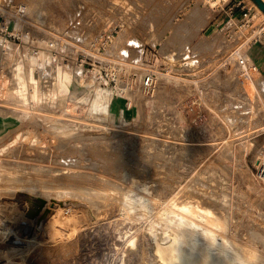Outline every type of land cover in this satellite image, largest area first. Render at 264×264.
<instances>
[{
    "label": "rangeland",
    "instance_id": "1",
    "mask_svg": "<svg viewBox=\"0 0 264 264\" xmlns=\"http://www.w3.org/2000/svg\"><path fill=\"white\" fill-rule=\"evenodd\" d=\"M18 2L31 8L23 18L17 9L0 10V264H234L230 246L264 264V177L256 168L264 152V73L258 65L251 72L256 87L249 82L247 90L239 56L230 59L240 49L253 62V47L264 40L255 1L245 0L247 8L233 16L209 0ZM195 8L203 18L196 28L186 20ZM33 58L45 71H68L71 81L63 73L44 94L47 79L38 67L31 73ZM98 88L109 91L106 115L90 109ZM63 116L73 122L64 124ZM82 163L101 177L96 192L102 199L107 193L105 203L72 193L82 186ZM197 177L215 207L191 197ZM27 193H51L58 203L75 197L87 206L63 209L51 230L42 227L47 234L15 249L11 244L24 238ZM182 201L192 204L191 219L213 231L203 239L214 245L198 242L205 259L174 239L168 209Z\"/></svg>",
    "mask_w": 264,
    "mask_h": 264
},
{
    "label": "bare ground",
    "instance_id": "2",
    "mask_svg": "<svg viewBox=\"0 0 264 264\" xmlns=\"http://www.w3.org/2000/svg\"><path fill=\"white\" fill-rule=\"evenodd\" d=\"M28 2V1H27ZM123 3V2H122ZM258 8V10L262 13V17H264V11L262 10L261 11V9L259 8V6L257 7ZM15 9H19L20 10V14H23V12L24 13H27L28 11H29V9H31V8H29V4H27L26 2H18V0H0V10H2V12L4 13V12H6V13H13V10H15ZM199 11H201V10H199L198 8H195V9H193L191 12H190V14L189 15H187V24H190V25H192V26H194L195 28L197 27V26H200L201 24H202V22H203V18L201 17L200 18V16H199ZM202 12V11H201ZM200 12V13H201ZM205 12V11H204ZM24 15V14H23ZM260 16V15H259ZM206 18V17H205ZM186 20H184L185 22H186ZM206 20V19H205ZM173 21V20H172ZM171 25L172 24H174V22H172V23H170ZM176 24V23H175ZM181 24H184V22L182 23L181 22ZM186 23L184 24L185 26L187 25ZM184 25H181V26H179L180 27V29L182 30V28L184 27ZM189 25V26H190ZM176 26V25H175ZM174 26V27H175ZM177 26V27H178ZM188 26V25H187ZM201 27V26H200ZM184 29V28H183ZM187 29V28H186ZM201 29V28H200ZM174 30H176V27H175V29ZM173 30V31H174ZM188 30H190V29H188ZM187 30V31H188ZM177 31V30H176ZM180 30H178L177 32L178 33H180L179 32ZM36 33V32H35ZM44 33V32H43ZM173 33H176V32H173ZM178 33H176V34H178ZM187 33V32H186ZM42 34V33H41ZM184 33L182 32V35H183ZM181 35V34H180ZM184 35H186V34H184ZM183 35V36H184ZM39 36V35H38ZM182 36V37H183ZM181 37V38H182ZM47 38V37H46ZM178 38V37H177ZM8 41V40H7ZM6 41V42H7ZM157 41V40H156ZM180 41V40H179ZM4 43H5V40H4ZM241 55L243 56V54H242V52H241ZM247 56H248V54H246ZM245 55V56H246ZM246 56V57H247ZM230 59L231 60H235L236 59V57H230ZM36 58H33V61H32V63L30 64V70L32 71L31 73H33L34 72V70L38 67L39 69H40V71H41V73H43L45 76H46V85H44L43 87H42V91H43V93L45 94V93H47L48 92V89H47V87L50 89V88H52L51 86H52V83L54 82V80L55 79H57V81L59 80L58 79V77L60 78V76L63 74V73H66L69 77H70V81H71V74L68 72V71H66V70H64V69H61V68H59V67H56V70L55 71H52V70H46L45 71V66L40 62V61H38L37 60V65L38 66H36L35 65V62H36ZM40 65V66H39ZM45 71V72H44ZM22 68H19V74H20V76H21V82H23V85L25 84V82L23 81L24 80V78L22 77ZM3 79V78H2ZM34 80H35V78H33ZM4 80V79H3ZM244 83H245V86H246V88H247V90H248V83L250 82L251 83V85H253L254 87H256V85H255V83H254V80H253V76L251 75V74H249V73H245L244 74ZM69 81V82H70ZM4 82H5V80H4ZM35 82L37 83V81L35 80ZM60 82H61V84H63V79H62V81H61V79H60ZM6 83V82H5ZM58 84V83H57ZM37 86V85H36ZM108 90H105V89H101V88H98L97 89V92H96V94H95V96H94V98H93V101H92V106H91V111L93 112V113H95V114H99V115H102V114H107L108 113V105H107V97H108ZM35 96V95H34ZM210 98V97H209ZM213 98V97H212ZM214 100V99H213ZM212 102V101H211ZM71 109L72 108H68V107H64V109H63V112H70L71 111ZM210 109V108H209ZM212 109V108H211ZM19 110H23V109H19ZM25 110V109H24ZM214 111V110H213ZM6 112V111H5ZM217 114V113H216ZM230 119H233L234 117H232L231 115H230ZM60 118V117H59ZM61 119H63V120H65L66 121V123H64V124H71V122H73V117H69V116H63V117H61ZM224 122V121H223ZM229 122V121H228ZM231 122V121H230ZM224 124V123H223ZM231 124V123H230ZM233 124V123H232ZM229 127V126H228ZM231 129V128H230ZM17 155H15V157H16ZM84 157V156H83ZM85 158V157H84ZM18 160V159H17ZM85 160H87V159H85ZM106 160V159H105ZM78 162V161H77ZM94 162V161H93ZM105 162H107V161H105ZM25 163V162H24ZM22 165H23V163H21ZM80 164V163H79ZM93 164H95V163H93ZM92 164V165H93ZM30 165V164H29ZM35 165V164H34ZM91 165V166H92ZM82 166H83V168H82V172H81V174H80V176H81V182H82V186L78 189V191L75 189H72V193L73 194H75L76 196H78V197H80V195L82 194V195H84L85 196V198L86 197H88L90 200H92L93 198L94 199H96L97 200V203L99 202V196L101 197V195H98L97 194V192H96V190H98L99 191V189L101 188V187H103V181L100 179V178H98V176H96L95 177V175L92 173V171L91 172H87L88 170H86V169H84V168H90V166L88 165H84L83 163H82ZM81 166V167H82ZM96 167L98 166V164H96L95 165ZM93 167H94V165H93ZM198 167V166H197ZM92 168V167H91ZM199 168V167H198ZM202 168V167H201ZM92 170H93V168H92ZM176 170V169H175ZM204 170V169H203ZM177 171V170H176ZM198 171H199V169H198ZM202 171V170H201ZM208 171V170H207ZM205 172V171H204ZM192 173V172H191ZM194 173V172H193ZM200 173V172H199ZM209 173H211V172H209ZM128 175V174H127ZM178 175V174H177ZM193 175V174H192ZM194 175H195V173H194ZM197 176H198V174H196ZM201 175V174H200ZM208 175V174H207ZM105 176V175H104ZM188 176V175H187ZM191 176V175H190ZM211 176V175H210ZM109 177V176H108ZM107 176H106V178H108ZM124 177V176H123ZM129 177V176H128ZM183 178L184 177H186V176H182ZM199 177V176H198ZM194 178L193 179V182H194V186H193V188L195 187L196 189L194 190V191H192L193 189L189 186V184L188 183H186L187 185H188V187H190L191 188V197H193L194 198V200L196 199V198H198L200 201H203L204 203L205 202H208V200H209V198L208 197H206V195L205 194H200V188H199V186H197L198 184L199 185H202V187H201V189L203 188V183L202 182H204V181H200L201 179L200 178ZM133 178H135V177H133ZM166 178V177H165ZM190 178V177H189ZM191 178H193V177H191ZM209 178H211V177H209ZM177 179V178H176ZM186 178H184V180H185ZM110 180V179H109ZM113 180V179H112ZM126 181H127V179H125ZM165 180V179H164ZM106 181H107V179H106ZM113 181H116V180H113ZM186 181H188V180H186ZM190 181V180H189ZM110 182V181H109ZM117 182H119V180H117ZM183 182H185V181H183ZM192 182V181H191ZM191 182H190V185H191ZM209 181H207V183H208ZM112 183V182H111ZM116 183V182H115ZM120 183H123L122 181L120 182ZM131 183H133V182H131ZM149 183V182H148ZM155 183V182H154ZM168 183V182H167ZM181 183H182V181H181ZM109 184V183H108ZM156 184H158V183H156ZM113 185H114V183H113ZM116 185V184H115ZM165 185H167V184H165ZM182 185V184H181ZM207 185V184H206ZM205 185V186H206ZM30 186V185H29ZM33 186V185H32ZM41 186V185H40ZM104 186H106L105 185V182H104ZM109 186H110V184H109ZM130 186V185H129ZM129 186H127V187H129ZM159 186V185H158ZM184 186V185H183ZM192 186V185H191ZM34 187V186H33ZM42 187V186H41ZM46 187V186H45ZM113 187V186H112ZM118 186L116 185V187H113V189H115V188H117ZM164 187V186H163ZM167 187H168V185H167ZM178 187V186H177ZM179 187H180V185H179ZM184 187H186V186H184ZM47 188V187H46ZM46 188H45V190H46ZM110 188H111V186H110ZM110 188H108V187H106V189H110ZM122 188V187H121ZM120 188V189H121ZM173 188H175V187H173ZM180 188H182V187H180ZM204 188H206V187H204ZM208 189H209V187H207ZM19 189V188H18ZM28 189V188H27ZM30 189V188H29ZM58 189V188H57ZM62 189V188H61ZM61 189H59V190H61ZM105 189V188H104ZM104 189H102V190H104ZM112 189V188H111ZM119 189V187H118V190H120ZM157 189V188H156ZM176 189H179V188H176ZM183 189V188H182ZM185 189V188H184ZM21 190L23 191V194L25 195L26 193H24L25 191L24 190H26L25 189V187L23 188H21ZM32 190H34V189H32ZM40 190V189H39ZM44 190V191H45ZM62 190H64V191H62ZM61 190V192H64L65 193V189H62ZM118 190H117V192H118ZM121 190H123V189H121ZM154 190V189H153ZM163 190V189H162ZM173 190V189H172ZM175 190V189H174ZM181 190V189H180ZM187 190H188V188H187ZM190 190V189H189ZM189 190H188V192H189ZM41 191L43 192V189H41ZM51 191H53V190H51ZM58 191V190H57ZM101 191V190H100ZM106 191V190H105ZM109 191V190H108ZM107 191V192H108ZM123 191H126L125 189L123 190ZM154 191H156V190H154ZM171 191V190H170ZM181 191H183V190H181ZM201 191H203V189L201 190ZM26 192H28V191H26ZM47 192V191H46ZM45 192V193H46ZM163 192V191H162ZM166 192V191H165ZM172 192V191H171ZM170 192V193H171ZM174 192V191H173ZM179 192V191H178ZM204 192H205V190H204ZM29 193H31L30 191H29ZM48 193V192H47ZM98 193H100V192H98ZM168 193V192H167ZM175 193V192H174ZM180 193V192H179ZM185 193V192H184ZM173 194V193H172ZM190 194V193H189ZM189 194H187V195H189ZM42 195H44V194H41L40 193V196H38V197H40L41 198V196ZM50 195H51V193H50ZM50 195H48L47 197H46V195H45V197H43L42 199H40V198H38V197H34V196H31V194L29 195L28 193H27V197H26V199H25V201H26V205H24V206H21V212L23 213V231H24V233H23V239H20L19 241H18V244L19 245H15V244H11V247L12 248H15V249H22V250H26L27 248H28V246L30 245V244H32L33 242H35L36 240H39V237H37L36 236V234L39 236V234H38V232H41V233H44V232H42V227L43 226H47L46 228H49V224H51V222H52V220L54 219V217H55V219L54 220H56V217H58L57 216V213H58V215H59V212L61 213V211L64 209H72V208H74V207H76V206H80L82 209L84 208H86V206L85 205H83L84 203L81 201V199H79V198H75V197H71V199H70V197L69 198H66V199H64V200H61L59 203L58 202H55V197H53V196H50ZM64 195V194H63ZM106 195H107V193H106ZM106 195L105 196H103V199H102V197H101V199H102V201H104V203H105V200H106V198H105V200H104V197H106ZM113 195V194H112ZM111 195V196H112ZM122 195V194H121ZM156 195V194H155ZM170 195V194H169ZM183 195V194H182ZM186 195V194H185ZM61 196V195H60ZM110 196V195H109ZM173 196H174V194H173ZM211 196H212V194H211ZM226 196V195H225ZM56 197H57V195H56ZM62 197V196H61ZM64 197H65V195H64ZM114 197L115 198H117L115 195H114ZM121 197V196H120ZM136 197V196H135ZM171 197V196H170ZM169 197V198H170ZM176 197V199H178V196H174V198ZM179 197H182L181 196V193H180V196ZM184 197V196H183ZM46 198H48L49 200H47ZM52 198V200H50ZM82 198V197H81ZM107 198H108V195H107ZM172 198V197H171ZM187 198V197H186ZM190 198V197H189ZM58 199V198H57ZM61 199V198H60ZM67 199H68V201H67ZM93 199V200H94ZM118 199H120V200H122L123 199V197H121V198H119L118 197ZM117 199V200H118ZM166 199H168V196L165 198V200ZM83 200V199H82ZM92 200V201H93ZM96 200H94V203L96 204ZM113 200V199H112ZM114 200H116V199H114ZM175 200V199H174ZM180 199H178L177 201H179ZM184 200H186V199H184ZM190 200V199H189ZM191 200H193V199H191ZM193 200V201H194ZM198 200V201H199ZM212 200V199H211ZM210 200V201H211ZM217 200V199H216ZM222 200H223V198H222ZM3 201H4V199H3ZM56 201H58V200H56ZM67 201V202H66ZM84 201H86L85 199H84ZM89 201V200H88ZM101 201V202H102ZM187 201V200H186ZM197 201V202H198ZM213 201V200H212ZM215 201V200H214ZM213 201V202H214ZM15 202H16V200H15ZM87 202V201H86ZM90 202V201H89ZM101 202H100V204H101ZM166 202V201H165ZM167 202H168V200H167ZM166 202V203H167ZM197 202L195 203L196 205H198L199 204V202H198V204H197ZM212 202V203H213ZM3 203V202H2ZM5 203V202H4ZM3 203V204H4ZM7 203V202H6ZM18 203V202H17ZM191 203V202H190ZM211 203V202H210ZM209 202H208V204H210ZM216 203H218V202H216ZM215 203V204H216ZM90 204V203H89ZM95 204H94V207L93 208H96L95 207ZM103 204V203H102ZM165 204V203H164ZM215 204L214 205H212V204H210V205H212L213 207H215ZM17 205V204H16ZM92 205V204H91ZM96 205H98V204H96ZM104 205V204H103ZM116 205V204H115ZM192 204H190V205H187L186 203H184V201H182V203H180V204H178L177 203V207H172V208H170V209H168L169 210V215L170 216H168V218H169V220H170V222H171V227H175L176 228V231H175V241L176 242H182V243H184L185 245H187V246H189L192 250H194V251H197L199 254H201V256L205 259V258H207V256L205 255V254H203L202 252H201V249H200V247H198V242H200V241H203V243L205 244V245H208V246H211V245H214L213 243H211L210 241H207V240H205V239H203L204 238V235L207 233V232H209L210 231V233H213V231L211 230V228H210V225L209 224H198V222L197 221H195V219H191L189 216H193V215H195V212L192 210V206H191ZM200 205H202L201 203H200ZM203 205H205L206 206V203L205 204H203ZM218 206H219V204H217ZM53 206V207H52ZM93 206V205H92ZM112 206V205H111ZM110 206V207H111ZM117 206V205H116ZM122 206H123V204H122ZM166 206V205H165ZM164 206V207H165ZM168 206V205H167ZM167 206L165 207V208H167ZM194 206V205H193ZM207 206H209V205H207ZM212 206L210 207V208H212ZM217 206V207H218ZM20 207V206H19ZM79 207V208H80ZM100 208H102V205L101 206H99ZM104 207V206H103ZM106 207V206H105ZM220 207V206H219ZM226 207V206H225ZM118 208V207H117ZM208 208V207H207ZM19 209V208H18ZM212 209H214V208H212ZM211 209V210H212ZM220 209V208H219ZM78 210V209H77ZM94 210H96V209H94ZM102 210H103V208H102ZM106 210V209H105ZM109 210H110V208H109ZM211 210H206V211H208V215H209V221H212L213 220V212L211 211ZM215 210H218V209H215ZM226 210V209H225ZM83 211V210H82ZM84 211H86V210H84ZM83 211V212H84ZM126 211V210H125ZM88 212H90V210L88 209ZM96 212H97V210H96ZM55 213V214H54ZM79 213V212H78ZM106 213V212H105ZM112 213V212H111ZM117 213V212H116ZM119 213H120V211H119ZM128 213V212H127ZM219 213V212H218ZM218 213H215L214 215H216V214H218ZM101 214V213H100ZM114 214V213H113ZM124 214V213H123ZM108 215V214H107ZM219 215V214H218ZM217 215V216H218ZM81 216V215H80ZM85 216V215H84ZM106 216V215H105ZM115 216V215H114ZM156 216V215H155ZM158 216V215H157ZM204 216V215H203ZM216 216V217H217ZM221 216V215H220ZM99 217H101V216H99ZM125 217V216H124ZM64 218V217H63ZM80 218V217H79ZM217 218H219V217H217ZM222 217H220V219H221ZM69 219V218H68ZM71 219V218H70ZM97 219V218H96ZM53 220V221H54ZM221 220H223V219H221ZM227 220V219H226ZM81 221H83V220H81ZM98 221V220H97ZM157 221V220H156ZM57 222V221H56ZM95 222V221H94ZM55 223V222H54ZM53 223V224H54ZM96 223V222H95ZM58 224V223H57ZM148 225V224H147ZM200 225H202V231H200L201 233H198L196 230H195V228H197V226H200ZM54 228V227H53ZM50 229V228H49ZM52 229V228H51ZM50 229V230H51ZM54 229H56V228H54ZM254 229V228H253ZM44 230V229H43ZM48 231V230H47ZM55 231V230H54ZM2 232V231H1ZM49 232H51V231H49ZM46 233V232H45ZM44 233V234H45ZM57 233V232H56ZM146 233V232H145ZM44 234H42V235H44ZM47 234V233H46ZM144 235V234H143ZM46 236V235H45ZM170 236V235H169ZM44 237V236H43ZM47 237V236H46ZM45 237V238H46ZM161 237V236H160ZM171 237V236H170ZM22 238V237H21ZM40 238H42V237H40ZM49 238V237H48ZM148 238H149V236H148ZM172 238V237H171ZM170 238V239H171ZM229 238V237H228ZM25 239V240H24ZM26 239L28 240L27 241V244L28 245H24V246H22V243L21 242H24L25 243V241H26ZM141 239V238H140ZM143 239V238H142ZM203 239V240H202ZM17 239L15 238V240L13 239L12 241L13 242H15ZM139 240V239H138ZM164 240V239H163ZM166 240V239H165ZM41 241V240H40ZM44 241V240H43ZM49 240H47V242H48ZM145 241V240H144ZM167 241H169V240H167ZM37 242V241H36ZM39 242V241H38ZM45 243H46V241H44ZM163 242V241H162ZM23 243V244H24ZM149 243V242H148ZM161 243V242H160ZM167 243V242H166ZM10 244V243H9ZM43 244V243H42ZM227 242H224L223 243V246H227ZM242 244V243H241ZM39 245V244H38ZM146 245H147V243H146ZM167 245V244H166ZM50 246V245H49ZM10 247V248H11ZM148 247V246H147ZM236 247V246H235ZM44 248V247H43ZM46 248V247H45ZM154 248V247H153ZM7 249V248H6ZM138 249V248H137ZM242 249V248H241ZM144 250V249H143ZM150 250V249H149ZM148 250V251H149ZM159 250V249H158ZM244 250V249H243ZM238 251V250H237ZM150 252V251H149ZM228 253H232L233 255H234V264H246V263H251V264H261V263H257L258 261H253L251 258H250V256L248 255V254H246V253H243V254H238V253H236L235 251H234V249H233V247H231L230 246V248H229V250L227 251ZM43 253V252H42ZM159 253V252H158ZM143 254V253H142ZM178 254V253H177ZM254 255V254H253ZM149 256V255H148ZM140 257V256H139ZM255 257H257V256H255ZM259 258V257H258ZM152 260V259H151ZM256 260H257V258H256ZM162 261V260H161ZM264 261V260H263ZM154 264V263H153Z\"/></svg>",
    "mask_w": 264,
    "mask_h": 264
},
{
    "label": "built area",
    "instance_id": "3",
    "mask_svg": "<svg viewBox=\"0 0 264 264\" xmlns=\"http://www.w3.org/2000/svg\"><path fill=\"white\" fill-rule=\"evenodd\" d=\"M209 2L211 3L210 5H212V7L215 9H218V10L219 9H221V10L228 9L230 16L234 15L236 8H241L242 10H245L247 8V5L244 3L245 0H209ZM18 12H20L19 9H18ZM23 14L25 15L24 12H23ZM23 14H20V15H22V16H20V18L24 17ZM263 31H264V29L260 31V34ZM111 36L112 35H107V40L110 39ZM236 55L239 56L240 65L242 67V70L245 73L251 74V72L258 70V64L256 62H254V61L250 62V61L242 58L240 49L233 52L231 56L234 57ZM153 81H154L153 76L148 75L144 81L145 87L151 88L153 85ZM256 168H257L258 174L261 175L262 177H264V152H263L262 157H260V159H258Z\"/></svg>",
    "mask_w": 264,
    "mask_h": 264
},
{
    "label": "crops",
    "instance_id": "4",
    "mask_svg": "<svg viewBox=\"0 0 264 264\" xmlns=\"http://www.w3.org/2000/svg\"><path fill=\"white\" fill-rule=\"evenodd\" d=\"M252 51H253L252 54L253 61L259 65L260 71L264 73V40L261 41L259 45H255ZM173 66H175L176 68L178 67L181 68L183 65L180 64V62L179 63L176 62Z\"/></svg>",
    "mask_w": 264,
    "mask_h": 264
},
{
    "label": "water",
    "instance_id": "5",
    "mask_svg": "<svg viewBox=\"0 0 264 264\" xmlns=\"http://www.w3.org/2000/svg\"><path fill=\"white\" fill-rule=\"evenodd\" d=\"M254 1L259 6V8L264 11V1L263 0H254Z\"/></svg>",
    "mask_w": 264,
    "mask_h": 264
}]
</instances>
